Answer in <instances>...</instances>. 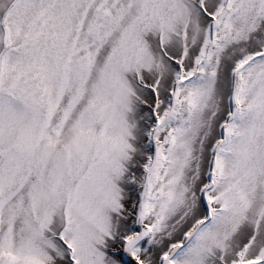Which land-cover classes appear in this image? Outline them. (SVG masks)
Returning <instances> with one entry per match:
<instances>
[{
    "label": "snow or ice",
    "instance_id": "6c2138e0",
    "mask_svg": "<svg viewBox=\"0 0 264 264\" xmlns=\"http://www.w3.org/2000/svg\"><path fill=\"white\" fill-rule=\"evenodd\" d=\"M0 264H264V0H0Z\"/></svg>",
    "mask_w": 264,
    "mask_h": 264
}]
</instances>
